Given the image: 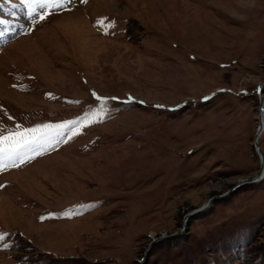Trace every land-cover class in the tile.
Returning a JSON list of instances; mask_svg holds the SVG:
<instances>
[{
  "label": "rangeland",
  "instance_id": "rangeland-1",
  "mask_svg": "<svg viewBox=\"0 0 264 264\" xmlns=\"http://www.w3.org/2000/svg\"><path fill=\"white\" fill-rule=\"evenodd\" d=\"M0 20L20 142L0 143V264H264V177L183 229L260 168L264 0H0Z\"/></svg>",
  "mask_w": 264,
  "mask_h": 264
},
{
  "label": "water",
  "instance_id": "water-1",
  "mask_svg": "<svg viewBox=\"0 0 264 264\" xmlns=\"http://www.w3.org/2000/svg\"><path fill=\"white\" fill-rule=\"evenodd\" d=\"M263 91H264V82H261L258 84V87H257V97H258V116H259V119H258V124H257V127H256V131H255V138L253 140V147H254V150L255 152L257 153V155L259 156L260 158V168L259 170L256 172V174L250 178H246L244 180H241L239 181L238 183H236L229 191L225 192L224 194H221V195H216V196H212L206 204H204L203 206L187 213L184 217V220H183V229L185 228V225H186V221L187 219L190 217V216H193L194 214L196 213H199V212H202L204 211L205 209H207L212 200L215 199V198H222L224 196H226L229 192H231L233 189L239 187L240 185L242 184H247V183H256L258 181H260L263 177H264V155L259 147V144H258V136L259 134L262 132L263 128H264V120H262V117H263V113H264V98H263ZM182 229V230H183ZM182 230L178 231V232H174V233H170V234H163V235H160L158 237H155V238H152L147 247H146V250H145V253L149 250V247L159 241V240H162V239H165V238H170V237H173V236H176L178 234H180L182 232Z\"/></svg>",
  "mask_w": 264,
  "mask_h": 264
},
{
  "label": "snow or ice",
  "instance_id": "snow-or-ice-1",
  "mask_svg": "<svg viewBox=\"0 0 264 264\" xmlns=\"http://www.w3.org/2000/svg\"><path fill=\"white\" fill-rule=\"evenodd\" d=\"M22 3H24L26 5V7L29 9V14H31V12H35L36 11V7H40L41 9H55L57 7H62L63 6V0H21ZM50 14V13H49ZM41 19H45L46 16L41 13L40 15ZM6 23L3 20H0V24H4ZM95 95V94H94ZM96 99L100 102V108L97 110L99 113H103L104 112V105L105 103L109 100V99H118L117 97H100V96H96ZM96 122V121H93ZM41 127L44 128H48L50 127L49 125H43ZM25 131H29V130H25ZM35 131V130H32ZM16 134H10L8 137L5 136H0V143L8 140L11 143H14L16 145H19V141L18 140H14L13 137ZM10 161V164L6 165L3 161H0V172H3L7 166H11V167H17L19 166L16 162V160L11 159V157L9 156L7 158ZM27 162L26 160H24L23 157L20 158V163H25ZM0 187H4V185H0ZM65 215H71L70 212L65 213ZM43 219V217H42ZM3 238V234L0 233V239ZM4 247H8L7 244L4 245Z\"/></svg>",
  "mask_w": 264,
  "mask_h": 264
},
{
  "label": "bare ground",
  "instance_id": "bare-ground-1",
  "mask_svg": "<svg viewBox=\"0 0 264 264\" xmlns=\"http://www.w3.org/2000/svg\"><path fill=\"white\" fill-rule=\"evenodd\" d=\"M258 119H259V116H258V118H257V124H258ZM262 120H264V113H263ZM263 131H264V128H263L262 132H263ZM262 132L259 134V136H258L257 140L260 138V136H261ZM262 179H263V178H262ZM262 179H261V180H262Z\"/></svg>",
  "mask_w": 264,
  "mask_h": 264
}]
</instances>
